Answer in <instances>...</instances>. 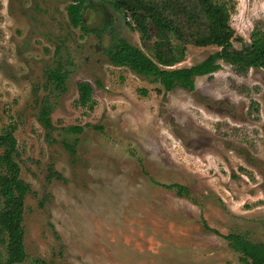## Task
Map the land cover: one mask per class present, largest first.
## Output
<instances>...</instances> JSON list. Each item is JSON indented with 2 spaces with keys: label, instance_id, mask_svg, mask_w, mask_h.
Masks as SVG:
<instances>
[{
  "label": "rangeland",
  "instance_id": "rangeland-1",
  "mask_svg": "<svg viewBox=\"0 0 264 264\" xmlns=\"http://www.w3.org/2000/svg\"><path fill=\"white\" fill-rule=\"evenodd\" d=\"M105 1L88 4L86 34L69 24L67 0H0V132L16 125L15 161L29 187L21 264H245L223 236L264 243V70L220 62L194 91L165 92L108 62L103 51L117 39L153 58L155 29L148 24L141 42L131 18ZM231 6L237 37L264 33V0ZM217 50L188 45L171 69ZM58 64L69 73L64 92L47 81ZM80 82L92 87V109L77 105ZM43 100L53 143L37 118ZM69 126L83 131L61 130Z\"/></svg>",
  "mask_w": 264,
  "mask_h": 264
},
{
  "label": "trees",
  "instance_id": "trees-1",
  "mask_svg": "<svg viewBox=\"0 0 264 264\" xmlns=\"http://www.w3.org/2000/svg\"><path fill=\"white\" fill-rule=\"evenodd\" d=\"M92 0H71L65 10L68 22L73 28L84 33L91 32L85 26L84 12ZM116 12L130 17L133 28L139 34L141 42L151 39L148 24L155 29L153 58L148 57L140 48L123 39L113 40L104 50L108 62L114 67L128 68L130 71L158 83L164 91L174 88L194 91L196 77L210 75L220 70V62L232 66L237 72L248 69L264 70V33L253 29L249 42L237 37L230 25L231 0H107ZM128 24L127 22H125ZM128 26H130L128 24ZM233 42L241 47L234 48ZM197 48L216 47L218 50L203 61L189 68H173L183 61L186 46ZM68 71L62 65L47 76L48 83L57 91H65ZM77 105L93 108L92 87L87 82L77 84ZM145 94V91H142ZM51 106L43 100L39 105L38 122L45 131V140L54 142L51 133L55 131L50 118ZM16 125L8 124L0 132V247L4 248V257L0 264H21L26 258L21 225L24 198L29 192L28 185L20 178V168L15 161L17 154L14 133ZM66 134H80L83 127L69 126L61 128ZM71 154L74 149L67 147ZM165 188L174 190L176 196L188 198L185 187L177 184ZM216 232V231H212ZM230 247L242 254L245 264H264V243H252L241 235H226Z\"/></svg>",
  "mask_w": 264,
  "mask_h": 264
},
{
  "label": "flooded vegetation",
  "instance_id": "flooded-vegetation-1",
  "mask_svg": "<svg viewBox=\"0 0 264 264\" xmlns=\"http://www.w3.org/2000/svg\"><path fill=\"white\" fill-rule=\"evenodd\" d=\"M67 1H69V3L71 2V0H67ZM68 5V4H67ZM103 53H104V51H103ZM105 55V54H104ZM175 89V88H174ZM181 89V88H180ZM165 92H169V91H165Z\"/></svg>",
  "mask_w": 264,
  "mask_h": 264
}]
</instances>
